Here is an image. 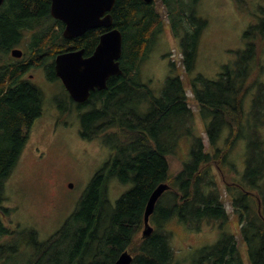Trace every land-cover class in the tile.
I'll use <instances>...</instances> for the list:
<instances>
[{
  "label": "trees",
  "instance_id": "trees-1",
  "mask_svg": "<svg viewBox=\"0 0 264 264\" xmlns=\"http://www.w3.org/2000/svg\"><path fill=\"white\" fill-rule=\"evenodd\" d=\"M158 1L167 11L173 35L181 38L187 73L195 69L207 27L196 12L198 0H116L112 17L113 27L123 35L122 74L112 76L106 90L92 92L76 112L81 137L100 141L112 156L92 179L78 209L46 241L35 229L12 230L4 221L11 211L4 206L6 183L43 113V93L24 77L30 69L43 67L50 81L60 80L56 56L78 49L90 56L104 29L66 39L64 23L51 15V0H4L0 6V264H115L125 251L134 257L132 264H180L165 224L177 218L200 230L204 223H225L227 198L251 264H264V6L260 23L244 34L246 46L238 59L214 80L199 75L191 81L213 147L208 152L203 133L195 136L183 78L168 77L158 97L139 79L140 67L163 28ZM25 40L28 52L8 61L11 50ZM65 93L56 103L69 114L75 103ZM181 139L190 144L187 159L177 157ZM221 140L223 147L218 146ZM239 143L242 171L230 162ZM238 172L240 179L235 177ZM114 179L132 184L115 204L108 191ZM162 183L170 189L157 202L150 219L154 231L145 238L147 204ZM199 263L244 264L236 238L229 234L204 248Z\"/></svg>",
  "mask_w": 264,
  "mask_h": 264
},
{
  "label": "rangeland",
  "instance_id": "rangeland-1",
  "mask_svg": "<svg viewBox=\"0 0 264 264\" xmlns=\"http://www.w3.org/2000/svg\"><path fill=\"white\" fill-rule=\"evenodd\" d=\"M244 1L242 6L234 0H198L195 3L196 12L206 19L207 27L200 40L195 69L190 73L185 69L181 38L173 35L167 11L158 1L156 5L163 17V28L140 67V82L157 97L161 95L168 77L180 75L183 78L194 114L196 135L193 134L199 136L203 133L201 138L208 152L213 147L209 146L205 132L207 122L195 103L191 81L199 75L209 80L216 79L244 50V34L251 25L260 23V7L264 6V0ZM28 42L25 40L16 48L28 52ZM11 59L16 58L11 56L8 61ZM24 78L43 93V114L36 120L21 159L6 183L4 206L11 211L4 221L12 230L35 229L39 239L46 241L78 209L92 179L110 159L112 151L100 141L83 139L79 114L75 111L64 114L58 108L56 98L66 94L60 80L50 81L43 67L30 69ZM253 94L247 97L248 104H251ZM187 141L180 140L178 158L189 157L190 144ZM223 143L221 140L218 146L223 147ZM241 156L242 145L239 143L230 158L239 171L243 169ZM235 177L240 179L239 172ZM131 188L132 184H122L114 179L108 188L110 201L115 204ZM222 191L227 193L225 187ZM225 202L229 214L225 223H204L200 230L189 228L177 218L165 224L172 233L175 258L180 264H200V252L214 245L223 234L236 238L244 264H251L239 219L233 212L231 200L227 198ZM150 224L154 226L155 223L151 221Z\"/></svg>",
  "mask_w": 264,
  "mask_h": 264
},
{
  "label": "water",
  "instance_id": "water-1",
  "mask_svg": "<svg viewBox=\"0 0 264 264\" xmlns=\"http://www.w3.org/2000/svg\"><path fill=\"white\" fill-rule=\"evenodd\" d=\"M151 3L153 0H145ZM4 0H0V6ZM51 15L65 25L64 37L76 39L92 29L105 28L94 53L85 57V50H73L58 54L55 58V71L71 98L85 103L96 90L107 88L112 76L122 74L120 59L123 50L122 32L113 27V11L116 0H51ZM14 58L21 59V49L11 50ZM170 189L167 183L160 184L151 195L145 212L143 236L149 237L154 228L150 219L163 194ZM134 257L125 251L115 264H132Z\"/></svg>",
  "mask_w": 264,
  "mask_h": 264
},
{
  "label": "flooded vegetation",
  "instance_id": "flooded-vegetation-1",
  "mask_svg": "<svg viewBox=\"0 0 264 264\" xmlns=\"http://www.w3.org/2000/svg\"><path fill=\"white\" fill-rule=\"evenodd\" d=\"M111 14H112V12H111ZM100 29H104V33H105L106 31H108V30L105 29V28H100ZM104 33H102V34L100 35V37H101ZM99 39H100V38H99ZM97 46H98V45H97ZM97 46H96V47H97ZM95 49H96V48H95ZM78 50H80V49H78ZM71 51H73V50H71ZM94 51H95V50H94ZM93 53H94V52H93ZM93 53H92V54H93ZM92 54H91V55H92ZM91 55H90V56H91ZM85 57H89V56H86V54H85ZM106 89H107V88H106ZM106 89H103V90H96V91H104V90H106ZM65 91L68 93V91H67L66 89H65ZM94 92H95V91H94ZM68 96H69L68 99L73 100V99L71 98V96H70L69 93H68ZM73 102L75 103V104L73 105V107H75V108H73V110H71V111L78 112V111H77V108H78L77 105H82V104H84V103H78V102H76V101H74V100H73ZM70 105H71V104H70ZM78 113H79V112H78ZM42 114H43V113H42Z\"/></svg>",
  "mask_w": 264,
  "mask_h": 264
},
{
  "label": "bare ground",
  "instance_id": "bare-ground-1",
  "mask_svg": "<svg viewBox=\"0 0 264 264\" xmlns=\"http://www.w3.org/2000/svg\"><path fill=\"white\" fill-rule=\"evenodd\" d=\"M91 131V130H90ZM90 134V133H89ZM94 135V134H93ZM91 136V135H90ZM119 179V178H118ZM121 180V179H120Z\"/></svg>",
  "mask_w": 264,
  "mask_h": 264
}]
</instances>
